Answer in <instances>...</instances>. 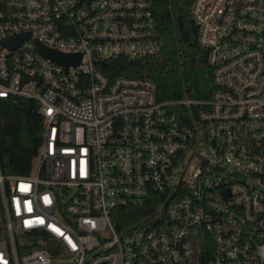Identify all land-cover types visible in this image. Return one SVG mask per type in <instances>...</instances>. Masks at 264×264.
<instances>
[{"label":"built area","instance_id":"2783aa9c","mask_svg":"<svg viewBox=\"0 0 264 264\" xmlns=\"http://www.w3.org/2000/svg\"><path fill=\"white\" fill-rule=\"evenodd\" d=\"M190 12L215 88L161 100L109 75L161 51L154 0H0V99L43 117L31 173L0 164V264H264V0Z\"/></svg>","mask_w":264,"mask_h":264},{"label":"trees","instance_id":"16d2710c","mask_svg":"<svg viewBox=\"0 0 264 264\" xmlns=\"http://www.w3.org/2000/svg\"><path fill=\"white\" fill-rule=\"evenodd\" d=\"M162 42L153 57L115 64L110 76L152 80L161 100L209 99L214 91L207 53L197 40L190 0H154ZM117 60H114L116 62ZM43 130L38 104L31 99H0V164L3 173L26 175L33 168Z\"/></svg>","mask_w":264,"mask_h":264},{"label":"water","instance_id":"95a60500","mask_svg":"<svg viewBox=\"0 0 264 264\" xmlns=\"http://www.w3.org/2000/svg\"><path fill=\"white\" fill-rule=\"evenodd\" d=\"M22 38H17L15 39V41L12 44H9L11 46H15L17 45L20 40ZM40 49L41 52L46 56L49 57L53 60L58 61L59 63L65 65L66 67H68L70 64H77L79 63V61L81 60V55H68V54H64L62 52L56 51V50H52L49 49L43 45H40ZM149 201L147 200L146 203H148Z\"/></svg>","mask_w":264,"mask_h":264}]
</instances>
